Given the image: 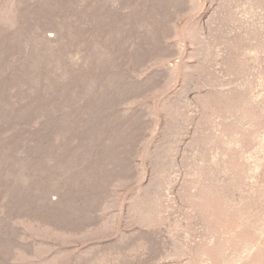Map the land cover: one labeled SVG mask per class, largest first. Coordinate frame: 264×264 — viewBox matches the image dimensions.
<instances>
[{"label": "rangeland", "instance_id": "obj_1", "mask_svg": "<svg viewBox=\"0 0 264 264\" xmlns=\"http://www.w3.org/2000/svg\"><path fill=\"white\" fill-rule=\"evenodd\" d=\"M0 264H264V0H0Z\"/></svg>", "mask_w": 264, "mask_h": 264}]
</instances>
